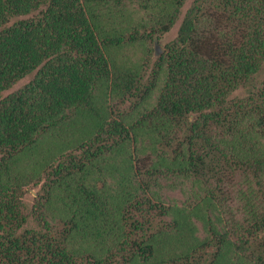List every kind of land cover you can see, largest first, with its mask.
<instances>
[{"label":"trees","instance_id":"obj_1","mask_svg":"<svg viewBox=\"0 0 264 264\" xmlns=\"http://www.w3.org/2000/svg\"><path fill=\"white\" fill-rule=\"evenodd\" d=\"M87 1L0 0V264H224L233 250L264 264V0H192L149 72L116 49L156 39L185 0H138L154 22L110 35ZM117 167L123 205L94 182ZM166 174L202 186L208 233L172 252L187 222L152 196ZM55 200L63 216L48 217Z\"/></svg>","mask_w":264,"mask_h":264},{"label":"rangeland","instance_id":"obj_2","mask_svg":"<svg viewBox=\"0 0 264 264\" xmlns=\"http://www.w3.org/2000/svg\"><path fill=\"white\" fill-rule=\"evenodd\" d=\"M192 0H185V2L177 8L176 16L170 28L160 33L156 36V39H151V37H145L140 41L135 43H125L116 49L115 55L116 60L122 64H126L129 66H137L143 63L142 68H147L148 72L152 67V61L155 60L156 55L155 51L162 49L165 44L174 39L177 35L178 29L181 25L182 19L189 8ZM87 7L90 10H95L101 20V25L104 27V31L110 34H117L118 32L124 33L131 28V24L134 27L138 28V32H144L149 28V25L154 22L149 18V13L140 7V3L138 0H121V2L115 3L114 0H89L87 1ZM151 20V21H150ZM155 36V35H154ZM34 72H31L17 81L10 90L5 92L4 94L15 90L26 82H28L34 75ZM147 72V73H148ZM163 77V71L160 72V78L158 81V87L152 92L151 97L144 107H148L153 101L157 94V90L161 86ZM264 77V66L261 71L256 76V82L261 80ZM244 88L239 89L235 92V94H244ZM115 110L112 111L111 114L117 116L120 114L121 110H123L127 104L122 105L121 107L116 104ZM81 116H79L73 125L70 127V132H66L67 142H72L74 144L75 140L82 136V121L80 120ZM72 131V133H71ZM91 132V131H90ZM90 134V133H89ZM118 158L115 157L112 159L113 162H117ZM123 167H117L115 170H108L105 174H99L100 176L94 179V182L98 186H104L105 193L111 191L114 193L112 199L118 203L121 202L123 205L124 197L120 195L124 190L127 189V184L122 183V179L124 176ZM24 192V202H25V211L29 214L28 220L25 224V227H38L36 217L34 214L32 215V205L36 200L37 194L40 189V184H28L25 187ZM152 196L156 198V196L161 199L164 204L172 205L179 207V210L176 214L180 215L181 218L186 220V229H183L182 235L180 236V241L178 242H170L167 243V239L165 238V243L171 249V252L174 250H181L183 245L190 243V245L197 244L200 239H204L207 236V227L205 226L202 216L197 217L195 213H197L199 208H202V197L204 196V189L200 184L195 182L191 177L186 175H175L170 176L168 174L163 175L158 181L155 187L152 189ZM46 209L47 216L59 217L63 216V211L61 210L60 203L55 200ZM202 212V210H201ZM200 213V211L198 212ZM207 213L206 211L203 213ZM53 218V217H52ZM58 220V219H56ZM74 242L77 246L91 247L93 250L97 247V243L93 240L90 235L80 236L78 235ZM229 261L224 264H253L249 260L244 257L236 254L233 250L229 254Z\"/></svg>","mask_w":264,"mask_h":264}]
</instances>
